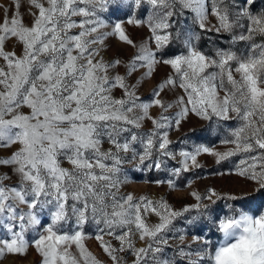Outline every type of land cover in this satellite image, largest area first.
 <instances>
[{
	"label": "snow or ice",
	"instance_id": "6c2138e0",
	"mask_svg": "<svg viewBox=\"0 0 264 264\" xmlns=\"http://www.w3.org/2000/svg\"><path fill=\"white\" fill-rule=\"evenodd\" d=\"M116 3L130 14L108 23ZM0 12V264L31 252V264H213L211 241L186 243L176 222L221 200L218 230L226 218L242 226L233 239L254 234L251 264H264V211L233 204L264 196V0H11ZM193 116L225 129L224 150L171 139ZM204 154L251 190L193 189L180 209L124 190L135 170L180 191Z\"/></svg>",
	"mask_w": 264,
	"mask_h": 264
},
{
	"label": "rangeland",
	"instance_id": "374dc122",
	"mask_svg": "<svg viewBox=\"0 0 264 264\" xmlns=\"http://www.w3.org/2000/svg\"><path fill=\"white\" fill-rule=\"evenodd\" d=\"M0 5L9 7L11 0H0ZM260 5L258 4L257 7ZM131 9L125 7L119 3L109 5L108 9L102 14L103 18L108 23H115L127 18ZM3 13L0 12V18ZM134 36L142 35V33L132 30ZM11 49V45H9ZM115 44L112 51L108 52V55H114L117 52ZM19 52V49H16ZM122 56L130 55L131 49L122 50L120 52ZM159 78V77H158ZM194 129V131L192 130ZM182 133L191 137V142H204L212 146L217 145L218 150H224L225 146L218 145V139L226 134L224 128L218 132H212L208 129L205 122L200 121L195 116L191 117L190 122L183 125L181 132L171 133V139L177 141L182 136ZM200 138L197 140V138ZM200 162L204 165L203 168L195 170L193 172L183 174L177 178L178 185L182 190L175 191L169 190L166 184L157 185L153 181L157 179H164L165 177L155 171L138 172L135 170L130 171L129 179L130 183L125 186V191L134 192L137 196L147 194L150 198L160 199L163 197L168 203L173 205L175 209H180L183 205H191L196 201L189 195L190 191L195 189L201 192L206 191L208 187L215 188L221 192L239 193L242 191H250L252 185L249 182L244 181L242 178L237 177L234 172L229 174V165L222 163L221 165H215L214 158L207 154L199 157ZM130 168V166H129ZM220 173H223L222 175ZM189 179H193L194 183L191 187L185 188L186 182ZM232 203L231 201H217L207 211L205 216L193 219L192 216L196 215L195 210L190 214H186L184 218L179 219L176 222L177 227H182L187 230L186 243L192 242V235L197 237H203L205 240L211 241V247L213 249L221 245L222 241L226 238L221 235L218 230V223L221 218L228 214L229 209L226 204ZM236 207H243L245 211H251L253 215H258L261 211H264V196H258L257 200L249 208L248 205L241 202H233ZM153 221H157L158 218L152 217ZM186 220H191V223H186ZM89 249L96 254L101 260H106L107 257L102 254V251L98 248L97 242L92 239L87 242ZM196 246L195 244L193 245ZM37 256L35 252L28 254L27 258L19 256L8 255L7 259L2 261V264H31L35 261Z\"/></svg>",
	"mask_w": 264,
	"mask_h": 264
},
{
	"label": "clouds",
	"instance_id": "9594fccd",
	"mask_svg": "<svg viewBox=\"0 0 264 264\" xmlns=\"http://www.w3.org/2000/svg\"><path fill=\"white\" fill-rule=\"evenodd\" d=\"M224 223L226 226L219 232L223 237H227V241H222L221 245L216 248V252L213 254V264H251L256 249L254 234L249 232L241 236L238 233L237 237L233 239L230 233L242 226L235 223L229 225L226 218Z\"/></svg>",
	"mask_w": 264,
	"mask_h": 264
}]
</instances>
